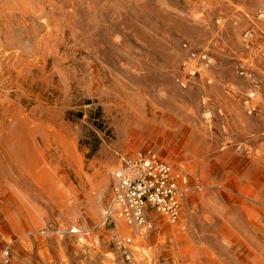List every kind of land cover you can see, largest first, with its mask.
Returning a JSON list of instances; mask_svg holds the SVG:
<instances>
[{"label": "rangeland", "instance_id": "rangeland-1", "mask_svg": "<svg viewBox=\"0 0 264 264\" xmlns=\"http://www.w3.org/2000/svg\"><path fill=\"white\" fill-rule=\"evenodd\" d=\"M149 151L180 217L130 226ZM0 264H264V0H0Z\"/></svg>", "mask_w": 264, "mask_h": 264}, {"label": "built area", "instance_id": "built-area-1", "mask_svg": "<svg viewBox=\"0 0 264 264\" xmlns=\"http://www.w3.org/2000/svg\"><path fill=\"white\" fill-rule=\"evenodd\" d=\"M254 36L253 31L244 35L246 41H252ZM115 180L111 209L128 225H146L149 212H157L172 223L179 219L187 178L180 177L152 152L125 160L124 167L115 173Z\"/></svg>", "mask_w": 264, "mask_h": 264}]
</instances>
